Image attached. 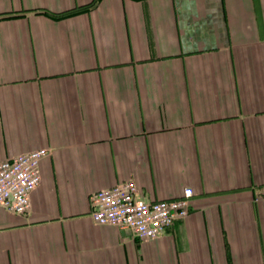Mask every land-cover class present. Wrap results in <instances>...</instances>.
I'll return each instance as SVG.
<instances>
[{"label":"crops","instance_id":"obj_1","mask_svg":"<svg viewBox=\"0 0 264 264\" xmlns=\"http://www.w3.org/2000/svg\"><path fill=\"white\" fill-rule=\"evenodd\" d=\"M38 147L0 264H264V0H0V159ZM125 180L190 211L95 223Z\"/></svg>","mask_w":264,"mask_h":264},{"label":"built area","instance_id":"obj_2","mask_svg":"<svg viewBox=\"0 0 264 264\" xmlns=\"http://www.w3.org/2000/svg\"><path fill=\"white\" fill-rule=\"evenodd\" d=\"M44 147L0 159V207L17 214L30 206V192L41 178L40 161ZM191 187L177 197L146 199L139 195L133 180H125L94 191L89 196L90 217L99 225L129 229L140 240L161 235L190 211Z\"/></svg>","mask_w":264,"mask_h":264}]
</instances>
